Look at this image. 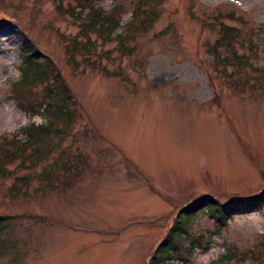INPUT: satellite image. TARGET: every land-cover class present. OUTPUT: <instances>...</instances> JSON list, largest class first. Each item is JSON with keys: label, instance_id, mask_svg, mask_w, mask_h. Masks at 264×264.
I'll return each mask as SVG.
<instances>
[{"label": "rangeland", "instance_id": "1", "mask_svg": "<svg viewBox=\"0 0 264 264\" xmlns=\"http://www.w3.org/2000/svg\"><path fill=\"white\" fill-rule=\"evenodd\" d=\"M79 3L0 0V149L47 125L18 105L51 86L14 88L26 47L73 97V122L0 176V264H149L185 206L264 195V0H94L102 32L89 9L67 15ZM168 264H264V206L227 224L198 212Z\"/></svg>", "mask_w": 264, "mask_h": 264}, {"label": "trees", "instance_id": "2", "mask_svg": "<svg viewBox=\"0 0 264 264\" xmlns=\"http://www.w3.org/2000/svg\"><path fill=\"white\" fill-rule=\"evenodd\" d=\"M80 1V0H79ZM86 2V6L78 4V6H72V13L67 15H75L77 9L79 11L87 10L90 11L87 14V23H84L85 31L91 28L95 31H104L107 28L113 26L114 21L111 19V15L105 13L101 10L96 9V6L92 4L94 0H82ZM61 5V2H60ZM142 3L133 9L135 16H140L142 13ZM118 9V6L114 11ZM151 12V11H150ZM144 17L142 20V26H146L148 23V17L152 20L154 13L143 14L141 17ZM220 31L222 32V37L218 39L217 43L221 46H224L229 49H233L232 43L233 38L230 37V32H233L232 28H229L224 23L220 24ZM233 51V50H231ZM234 52V51H233ZM22 63H21V78L16 83L20 91L24 90L27 87H47L43 92V97L41 101L37 103H28L24 102L21 98V92H19L18 105L19 108L26 113H30L31 116L42 115L47 119L46 126H39L35 123H31L27 127L22 129V134H24V140L19 141L18 145L14 150L0 149V176L6 177L9 174L7 165L12 163L14 159L20 154L23 153L25 145H33L48 134L55 128V125L64 120L68 124L72 123V115L69 109L70 104L72 103L73 97L68 86L64 83L58 85V82L62 81L61 77L59 80H53L54 75L53 71L48 67L46 62L41 61L39 54L36 50H32L30 47H26L21 52ZM6 143V142H4ZM1 145V144H0ZM5 152V154H1ZM37 151L33 152V156L37 161H41L43 156H36ZM43 174V176H45ZM264 206V195L257 196L251 202L247 204L233 203L228 202L227 204H218L213 198L210 199H200L196 202H193L183 209H181L175 217V220L169 230L167 231L166 236L157 246L156 250L152 254L149 264H168L174 260V257L180 253V246L183 241L188 239V230L192 224L194 216L202 211L208 210L209 216L217 222L222 224H227V222L233 219L241 212L252 213L261 209ZM10 224L7 222L6 217L0 216V241L6 235ZM192 246H195L194 241L191 242ZM199 245V244H198ZM202 246V245H201Z\"/></svg>", "mask_w": 264, "mask_h": 264}]
</instances>
